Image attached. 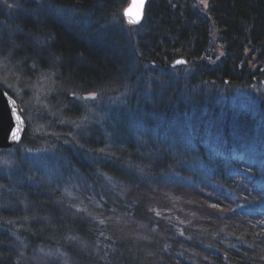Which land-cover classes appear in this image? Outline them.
Wrapping results in <instances>:
<instances>
[{"label":"trees","instance_id":"1","mask_svg":"<svg viewBox=\"0 0 264 264\" xmlns=\"http://www.w3.org/2000/svg\"><path fill=\"white\" fill-rule=\"evenodd\" d=\"M2 1L0 68L22 94L0 85L20 107L43 92L55 119L73 123L87 121L84 95H129L61 146L67 160L48 163L52 174L10 157L14 167H0V264H264V120L248 108L224 113L240 90L264 109V0H148L130 36L127 0ZM71 11L79 17L68 23ZM178 59L185 66L173 67ZM168 72L180 73L182 91ZM121 113L130 118L115 126ZM54 135L43 142L59 145ZM253 145L258 166L247 167L236 151ZM187 181L179 201L164 198Z\"/></svg>","mask_w":264,"mask_h":264},{"label":"rangeland","instance_id":"2","mask_svg":"<svg viewBox=\"0 0 264 264\" xmlns=\"http://www.w3.org/2000/svg\"><path fill=\"white\" fill-rule=\"evenodd\" d=\"M194 1L197 2L198 5L204 3V0H194ZM0 3L2 5H4V6H7L5 1L0 0ZM129 4H130V0H127V3H125L126 6H124V8L121 11V15H122L123 21L125 23L124 24L125 28H127V29L130 28V27L131 28L132 27L133 28H139L143 24V21H144L146 5H145V8H144L142 20L140 21L139 24L134 25V24H128L125 21V19H124V11L129 6ZM16 9H19L17 5L14 6V10H16ZM16 11H18V10H16ZM71 12H73V11H71ZM10 14H11L10 12L7 13V14H4L5 21H8L9 18L12 17V16H10ZM78 17H79V14L77 15V13H75V12L70 13V14H64L62 16V18H66V21L68 23H70L71 20L77 19ZM128 32H131L130 29H128V31L125 30V35L127 34V36H130V34ZM108 39L110 41L114 42V44H115V37L114 36L111 37V38H108ZM82 41H84V40H82ZM90 42L94 44V42L97 43L98 41L96 39H94V40L92 39V40H90ZM96 46H98V44H96ZM221 53H222V56H223V52L222 51H221ZM210 65H213V63L210 62ZM3 66L4 65H1V67H3ZM181 66H185V64L182 63ZM1 70L2 69L0 68V84L4 85L6 88H9L11 90V92L16 97L20 96L22 94V92H20L18 89H15V88L11 87L13 85L8 84L6 82V80L9 79V75L10 74L6 73L8 75L7 76L6 74L2 73ZM171 73L172 72H168V74H167L169 76L172 75V77H170L171 78V81H170L171 82V89H174V90H176V89L178 90L179 89V90L182 91L183 88L180 87L181 85L178 84L179 81H177L179 79V77H180V73L179 72L178 73L177 72L176 73H172V74ZM180 79H182V78L180 77ZM168 82H169V80L167 81V83ZM212 87H215V85L210 82L209 86H208V89L210 88V90H211ZM214 90L216 91V88H214ZM206 93L209 95V91H206ZM126 95L128 96L129 93L126 94V89L125 88L124 89L121 88L120 91H119V95H117L115 98L114 97H111V98L109 97L107 102H106L107 98H105V100L103 102L100 100L101 103H100V101L97 102L98 97L93 95V94H89L87 96L84 95L81 99H83V101H86L85 103H87L88 106H89V109H87L88 112H85V114H87V116H88L87 121L86 120H83V121L81 120V122L80 121L79 122L74 121L73 123L72 122H67V123L64 122L63 123V122H61L59 120L57 121V119H55V115L53 114V110L51 108L47 107L46 104H44V102H43V98H44L43 97V92H41L39 94V98H38L39 100H38V102H36V104H38L37 106H32L31 102H30V101H32L31 97L35 96V94L34 95L32 94L30 97H29V94H28V99L29 100L27 99V103H26V101H24L25 108H22L19 105L21 113L24 116V119L27 121L28 129H29L28 136L26 138V143L24 142L23 144H18L16 146H14L13 148H10V149H7V150H3V151H6V152H4V155H0V167L7 166V168H10V167L12 168L16 164H18L20 167L23 168L25 166L33 165L35 167H41L45 172L52 174V170L54 168L50 167L48 165V163H54V162L55 163L56 162L61 163V162H65V160H67L66 158L64 160V157H65L64 155L58 154L59 153L58 150L61 149V146L62 147L72 148L73 146H71V144L74 143L75 136L80 132V130H84V127H85V131L87 129H92V127L94 125L98 124V120H101V118L97 116V112H101L100 110H103L102 108H103L105 102H106V104H112V105H119L120 104V105H123L124 101H126L123 97H126ZM237 96H238L237 100H231V102H229L230 106H228V107L229 108L231 107V110L233 112L237 111L239 108L240 109L248 108L249 106L251 107L252 104H255V105L257 104L252 99V97H253L252 90H247L246 92H244V91L241 92V90H240L239 92L235 93V98H237ZM74 99H76L78 101L77 97H74ZM93 99H95L94 103H93ZM260 99L264 100V97L262 95H260ZM216 101H217V104H219V105L223 104V102L221 100H216ZM257 101H259V97H258ZM203 102L205 103L207 101H203ZM41 107H42V109H41ZM260 107L261 106L259 104H258V106L256 105L254 107V110L252 112V117H257L259 121H262V120H264V109L263 108L261 109ZM117 115H118V117L115 120V124H114L115 126L121 125V123L124 122V120L128 121L129 118H130V116L127 115L126 113H121V114H117ZM102 116H105V114L104 115L102 114ZM45 121H47V123L49 125L56 124L57 126L62 127L61 130H69V131L68 132H64V133L58 132V133H56V135H54V132H53L54 129L49 131V130H47L45 125L42 126L45 123ZM256 126L258 127V124ZM43 131H45L46 133H43ZM44 134L54 135L53 136L54 138L62 137L61 138L62 141L59 140L61 142V143L58 142V143H60L59 145L47 146L43 142L44 138H42V137H43ZM83 135L87 136V134H85V132L83 133ZM118 136H119L120 139H122L124 137V134L120 132L118 134ZM103 138H104V142H107V143L109 142V144H105L106 145L105 149L114 151L115 149H114L113 145H111L109 139H107V137H105V136ZM31 141H33L34 143L31 144L30 143ZM135 141H137V139H135L134 142ZM203 143H206V142L203 141ZM253 147H255V146L253 145V146H249L248 148H241V149H239V151H236L238 153V156H236L237 160L239 162L243 161L245 166L248 165L247 167L258 166V162L256 161V158H258L259 154L257 153V150L254 149ZM209 148H211V147H209ZM205 152H206L207 155H209L211 152H213V149L212 148L208 149V152L207 151H205ZM0 154H2V152ZM252 155H253V157H252ZM247 156H248V158H247L248 161L247 160L246 161L248 163L246 164V161H244V160L246 159ZM9 157H10V159H13V162H14L13 165L14 166L11 164V162L8 161ZM198 162L199 161H197V163ZM227 162H228V160H227ZM194 168L195 167L190 166V165L186 166V171L195 173L196 170ZM258 174H259V177L262 176V170H260V168H259ZM45 178H47L45 180L46 184L51 182L50 177L45 176ZM263 178L264 177H262V179H260V181L263 180ZM60 181L66 182V181H64L62 179H60ZM179 183H184V181L179 180L178 184ZM73 185H75V188H76L77 185L81 186L82 184L81 183H79V184L77 183V185H76L73 182ZM183 186H184V188L181 187V185H177V189H176L177 192H173V193H175V197L173 195H171V187H169V190L163 192L164 198L169 203H171V197H173L172 200L175 199V200L179 201L182 197H184L183 196V194L185 193L184 190L190 189L189 186H191V183L189 181H187V182H185V185H183ZM200 193L202 195H204V196H209V197L211 196V194L209 192H207L206 190H204V191L200 190ZM206 198H208V197H206ZM215 198H217V197L216 196H212L210 199H215ZM190 209L184 210V209L180 208L179 210H181V213H183L184 215L189 216V218L190 217L193 218V217H195V213L193 211H190ZM140 236H142L144 238L145 235L143 233H140ZM148 238L150 240H154L155 239L154 237H152L150 235L148 236ZM41 255L47 256L46 253H41ZM37 257H41L40 254H37ZM48 257H50V255Z\"/></svg>","mask_w":264,"mask_h":264},{"label":"water","instance_id":"3","mask_svg":"<svg viewBox=\"0 0 264 264\" xmlns=\"http://www.w3.org/2000/svg\"><path fill=\"white\" fill-rule=\"evenodd\" d=\"M147 1L130 0L129 6L124 11V18L128 24L140 23ZM176 64L181 63L176 62ZM26 131L27 123L17 102L0 87V150L12 148L21 143Z\"/></svg>","mask_w":264,"mask_h":264},{"label":"bare ground","instance_id":"4","mask_svg":"<svg viewBox=\"0 0 264 264\" xmlns=\"http://www.w3.org/2000/svg\"><path fill=\"white\" fill-rule=\"evenodd\" d=\"M177 61H179V60H176L174 63H176ZM174 63H173V65H174ZM173 65H172V66H173ZM215 99H216V98H215ZM201 106H203V105H201ZM255 106H256L255 104H252L251 107H250V106L248 107V109H249V110H254V107H255ZM217 109H220V106H218ZM192 113L195 114V112H192ZM224 113L228 114V113H232V112H231V109H227V108H226V109L224 110ZM237 117H238V115H237Z\"/></svg>","mask_w":264,"mask_h":264},{"label":"snow or ice","instance_id":"5","mask_svg":"<svg viewBox=\"0 0 264 264\" xmlns=\"http://www.w3.org/2000/svg\"><path fill=\"white\" fill-rule=\"evenodd\" d=\"M177 63H183L182 61H177Z\"/></svg>","mask_w":264,"mask_h":264}]
</instances>
